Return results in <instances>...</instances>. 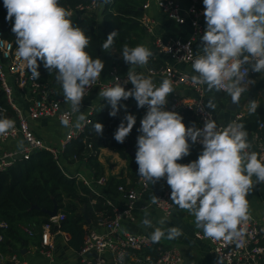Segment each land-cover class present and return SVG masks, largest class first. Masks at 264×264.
Here are the masks:
<instances>
[{"label": "clouds", "instance_id": "obj_1", "mask_svg": "<svg viewBox=\"0 0 264 264\" xmlns=\"http://www.w3.org/2000/svg\"><path fill=\"white\" fill-rule=\"evenodd\" d=\"M3 4L6 20L14 18L16 51L32 79H39L38 60L42 61L49 74L55 72L56 83L70 107L65 115L77 114L71 126L77 129L85 126L87 118L80 111L82 100L100 79L105 66L101 59H94L86 51L91 38L73 24L71 13L60 6L59 0H3ZM203 4L207 27L201 52L189 57L195 73L191 83L206 85L209 91H223L232 103L238 104L249 85L255 83L246 79L248 69L243 66L248 64L253 72L264 73V0H203ZM117 35V31L108 35L102 45L104 51L113 45ZM152 56L153 52L143 45H125L122 49L124 62L132 68L147 66ZM129 81L133 85L131 90L126 91L118 82L102 88L99 97L111 106V117L117 116L120 101L130 97L138 108L147 107L138 129L141 133L135 154L138 176L153 185L166 179L173 204L195 218V227L202 230L205 238L239 241L243 236L240 226L250 219L246 197L253 190L252 177H256V183H264V161L256 152L248 151L251 144L244 124L232 121L218 127L209 115L202 129L186 128L178 113L164 110L168 96L174 91L170 79H164L157 87L152 79L129 70L125 83ZM123 107L126 111V106ZM206 107L215 110L217 105L210 99ZM257 107L256 101L248 104L252 114ZM61 124L70 126L68 119H61ZM135 124L136 117L126 114L114 139L123 144ZM14 126L13 120L0 118V136L7 135ZM93 127L97 135L103 133L102 124ZM189 140L202 144L203 151L194 162L177 163L190 155ZM151 202L158 204L160 200L153 196ZM147 216L145 210L142 224L152 227ZM165 223L166 218L159 221L161 226ZM165 235L173 240L182 231L171 227L165 233L162 227H156L150 238L158 243Z\"/></svg>", "mask_w": 264, "mask_h": 264}, {"label": "built area", "instance_id": "obj_2", "mask_svg": "<svg viewBox=\"0 0 264 264\" xmlns=\"http://www.w3.org/2000/svg\"><path fill=\"white\" fill-rule=\"evenodd\" d=\"M184 1H186V5L183 7L177 0H146L142 7L143 14L139 19V22L144 28L146 34L152 35L153 37L152 44L156 50V55L152 56L151 59H158V55L162 57L166 56L175 63L189 66L192 73L180 71L165 63L157 71L146 68L141 69L139 66L121 71L119 68L111 66L108 71V79H103L101 75L97 83L89 89L88 94L83 98L82 103L92 91L98 90L100 92L102 88L114 86L118 82L126 89L131 84L130 81L125 83L127 80V73L129 70H133L136 74L145 77L147 75L162 76L165 79H170L173 82V87L183 86L190 89L193 92L192 97H180L177 94H173L168 98L164 110L176 112L179 115L184 112L191 113L197 121V123L191 127L195 126L196 128L202 129L204 127V122L209 115L213 119L211 113L204 106L203 85H194L191 83V76L195 75V73L192 70L191 60L189 58L190 56L194 57L198 54L194 43L198 39L202 41V36L207 27L203 15L205 8L203 0ZM152 4L156 6L157 10L167 20L178 25L188 26L190 29L189 36L186 38H164L155 35L153 31V21L147 14V10ZM78 8L79 10L86 12H95L98 8V3L92 1L89 5L79 6ZM180 20H182L183 23H180ZM243 67L248 69V76L246 79L251 80L254 75L251 66L245 64ZM9 78L12 79L14 85L19 91H21V93L27 95L25 99L28 104L25 111L14 102L13 90ZM0 89L4 92L7 102L16 116V119L13 120L15 122L14 128L10 130L7 135L0 136V171H5L18 160H28L34 152L43 150L52 154L67 178L75 177L77 181L91 189L90 183L86 177L80 173H67L60 162H58L59 154L65 148L66 144L69 141L76 139L83 132L85 126L79 129L71 126L74 125V114L65 115V113L70 112V107L67 109L61 107L64 98L54 99L52 97L51 89L39 81L33 80L27 66L17 54L16 44L4 40L1 37ZM95 107L96 106H90L87 108V123L89 122L88 118L93 113ZM2 113H5V109L0 104V115ZM143 117L144 115L137 121L139 128L141 127L140 122ZM40 119H56L60 123L61 119L69 120L70 126H64L66 128V134L59 148H54L48 145L29 127V121ZM240 119V115H235L230 122L236 121L239 123ZM228 123L217 125L218 127L227 126ZM263 129L264 124L260 123L258 131L253 134L254 149L252 147L248 149L249 152H256L258 158L262 161H264V134L261 133ZM17 138H21L22 140V146L20 148L6 149L4 147L6 142ZM195 144L200 149L201 154L203 151L202 144L199 142H196ZM97 182L102 183V179L99 178ZM159 182L162 185V189L156 197L160 202L158 204H153L151 202L152 200H150L148 203L138 208L140 211L153 208L163 215H169L171 213L174 207L170 198L171 189L167 185L166 179H161ZM148 186L149 183H146L138 176L132 187L126 189L123 186H119L117 188L118 193L125 200V208L119 209L113 207V205L107 201V205L112 208V216L103 217L97 222L96 226L101 228L102 231L98 232L95 229L85 231L83 245L79 251L81 255H89L90 258L85 259L84 264L151 263V257L149 255H141L140 253L156 244L152 242L150 237L126 231L122 227L123 218L132 213L136 207L138 199L147 190ZM63 219V214H57L55 217H49L47 222L39 227L41 230L40 252L50 262H52V252L54 248L51 228L54 225L59 228V224ZM240 227L243 230V236L239 241H214L205 238L201 234L197 235L198 238L207 240L213 255L212 264H264V228L260 225L257 219L251 216L250 219ZM6 228L7 224L4 221H0V229L5 230ZM22 231L27 236L33 237L35 235L36 227L32 225L22 226ZM2 237L3 236L0 233V241L2 240ZM156 250L157 257L153 264H183L181 252L175 246L164 247L157 245ZM121 254H124L122 259ZM0 264L28 263L20 261L15 254H0Z\"/></svg>", "mask_w": 264, "mask_h": 264}, {"label": "trees", "instance_id": "obj_3", "mask_svg": "<svg viewBox=\"0 0 264 264\" xmlns=\"http://www.w3.org/2000/svg\"><path fill=\"white\" fill-rule=\"evenodd\" d=\"M92 1L98 3L101 8L102 32L104 41L108 35L117 31L113 45L109 48L112 53V66L121 71L128 70L130 64L124 62L122 49L125 45L136 47L142 45L147 35L139 19L143 14V4L146 0H59L60 6L71 13V20L75 26L80 27L87 36L91 38L90 45L86 51L95 59L101 55V39L96 32V12L79 10V6L89 5ZM7 10L3 0H0V37L14 44L16 37L12 33L13 21H7ZM40 77L37 81L46 85L52 91L54 99L63 98L61 87L56 83L55 72L49 74L44 68L43 62L38 60ZM163 66L160 60L149 59L146 69L159 70ZM258 73L254 72V75ZM264 75V73H261ZM253 75V76H254ZM252 76V77H253ZM130 84L125 90H131ZM221 93V92H220ZM0 104L5 113L0 118L15 120L13 109L7 102L4 92L0 89ZM126 106V111L125 107ZM120 110L116 117L109 115L111 106L106 100L100 102L89 116V122L85 125L83 132L74 140L69 141L58 157V162L64 170L74 163L85 164L88 172L94 178H101L102 169L97 156L100 150L109 149L117 153L127 163L130 171V184L124 185V180L111 179L108 181L109 193L117 194V188L123 186L130 188L138 177V165L135 158L127 154L126 144L137 151L138 119L146 114L145 108L137 107L134 98L120 101ZM126 114L136 117V124L131 133L125 138L123 144L114 139L115 132ZM185 126L197 123L194 116L189 112L180 115ZM260 122H264V108L257 107L256 113H249L248 117L240 120L248 132V142L253 146V134L257 132ZM103 125V133L97 135L94 125ZM126 125V121H125ZM90 146V147H89ZM91 200L94 202L91 204ZM106 199L94 195L87 187L76 180L75 177L67 178L52 154L47 151H36L28 160H18L5 171H0V221L7 224L5 230L0 229L2 240L0 241V254L10 253L16 249V243L25 241L26 236L22 232V226L40 227L47 222L46 211L56 207L57 214H63L64 219L59 224V230L68 235V244L73 250L79 251L83 245L84 226L87 224L84 214L91 224L103 217L112 216V208L107 205ZM84 206V211L81 208ZM157 245L142 251L141 255H149L151 263L157 257Z\"/></svg>", "mask_w": 264, "mask_h": 264}, {"label": "crops", "instance_id": "obj_4", "mask_svg": "<svg viewBox=\"0 0 264 264\" xmlns=\"http://www.w3.org/2000/svg\"><path fill=\"white\" fill-rule=\"evenodd\" d=\"M177 1L183 7L186 5V1L184 0ZM95 12L97 21L95 28L97 34L101 39V55L99 59H101L105 65L101 75L103 79L107 80L108 71L113 63L112 53L109 51V49L106 51L102 49V45L105 41L102 32L101 8L98 7ZM147 14L151 17L153 21V31L155 35L162 36L164 38H186L190 34V29L188 26L178 25L172 21L167 20L157 10L154 4H152L147 10ZM152 40V35H146L142 42V45L149 48L153 52L154 56L156 55V50L152 44ZM194 44L197 53H200L203 47L202 41L198 39L195 41ZM157 58L158 59L156 60L162 61L163 64H168L171 67L183 72L192 73L191 69L187 65L175 63L166 56L162 57L158 55ZM140 68L145 69L146 66ZM146 77L152 79L153 83L157 87H159V85L165 79L162 76L157 75H147ZM251 80L255 81V83L249 85L247 91L242 94L238 104L232 103L231 97L227 96L226 93L216 92L215 90L209 91L207 89V86L203 85L204 106L211 113L213 119L216 121L217 124L228 123L232 120L235 115H240V120L247 118L250 113L248 109V104L251 101H256L258 107L264 108V75L258 73L257 75H254ZM9 82L12 86L14 102L19 107H21L23 111H25L26 106L28 104L27 100L25 99L27 95L19 91V89L14 85L12 79L9 78ZM173 89L174 91L168 96V98L173 94H177L180 97L193 96V92L190 89H187L186 87H173ZM210 99H212L213 102L217 105L215 110L206 107ZM103 100L104 99L99 97V91L94 90L87 96V98H85V100L81 104L80 111L86 116L88 107L97 106ZM61 107L63 109H67L69 108V105H67L64 101ZM145 110L147 112V107H145ZM76 115L77 114H74L73 116L74 123L76 121ZM260 123L264 124V122ZM189 126L191 127L192 125L189 124L186 126V128ZM29 127L38 137L43 139L48 145L54 148L60 147L66 134V128L56 119H40L36 121H29ZM261 133L264 134V129L261 131ZM189 144L190 155L177 161V163L186 165L198 159L200 155V149L195 143L193 144L190 140ZM21 146V138L8 141L4 145L6 149H16L20 148ZM97 159L102 169V175L100 176L102 179V183H98L97 181L99 178H94L88 172V169L85 167V164L74 163L72 165L67 166L65 171L69 174H82L89 181L91 189H88L94 195L106 199V201H109L113 205V207H117L119 209L125 208V200L123 199V197L118 192L116 195H111L109 193L107 184L108 181L111 179L124 180V185L130 184V171L127 168L126 161L123 160L117 153L109 149L100 150ZM252 180L253 190L246 197L249 202V213L250 216L257 219L260 225L264 228V183H256L255 176L252 177ZM161 189L162 185L159 181L154 185L149 183L147 190L138 199L135 209L129 216H125L123 218V229L129 232L151 237V234L153 233L156 227H162L165 233L167 232L168 228L177 227L182 231L181 236L176 239L169 240L165 235L164 238H162L158 243L155 244L164 247L175 246L176 248H178L183 257V264H212L213 255L210 246L206 239H200L197 237V235H203L202 230H199L195 227V218L191 216L187 211L181 210L176 205H174L169 215H163L153 208L147 209V218L151 220L152 227H146L142 224V221L146 218L145 211H140L138 208L152 200V197L159 194ZM90 203L93 204L94 202L91 200ZM162 218H166V223L163 226L159 224V221ZM87 219V224L84 226L85 231L91 229H95L98 232L102 231V229L97 227L95 224H91L89 219L88 223ZM40 231L41 230L39 227L36 228L35 235L33 237L27 236L22 231L23 234L26 236L25 241H22L21 243H16V249L12 250V254H15L20 261H25L28 264H84V260L90 258L89 255H81L80 251L73 250L68 244V235L65 232L60 231L58 226L54 225L51 228L54 248L52 252V262H50L40 252ZM9 254L10 253H5L4 255Z\"/></svg>", "mask_w": 264, "mask_h": 264}, {"label": "water", "instance_id": "obj_5", "mask_svg": "<svg viewBox=\"0 0 264 264\" xmlns=\"http://www.w3.org/2000/svg\"><path fill=\"white\" fill-rule=\"evenodd\" d=\"M125 152L129 154L131 157L135 158L136 153L133 151V149H131L128 143L126 144ZM81 210L84 211V207ZM46 214L48 215V217H55L57 215L56 207L54 206V208L51 211H46ZM84 218L87 219L86 215H84ZM87 222L89 223L88 219Z\"/></svg>", "mask_w": 264, "mask_h": 264}]
</instances>
